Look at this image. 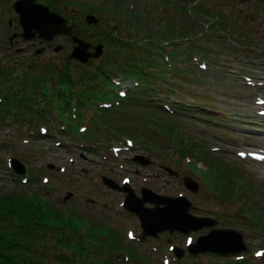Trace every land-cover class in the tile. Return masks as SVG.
<instances>
[{
  "label": "rangeland",
  "instance_id": "rangeland-1",
  "mask_svg": "<svg viewBox=\"0 0 264 264\" xmlns=\"http://www.w3.org/2000/svg\"><path fill=\"white\" fill-rule=\"evenodd\" d=\"M18 1L0 0L1 75L7 71L11 77L13 73L9 71L17 72L21 62H24L21 74L29 71L27 66L51 63L54 68L51 65L49 68L53 69L55 81L57 74L69 67L76 73L92 72L99 65L110 64L111 68L115 55L121 58L122 53L123 59L131 57L127 51H119L120 45L110 46L103 36H94L92 43L103 45L104 55L90 66L69 65L63 59L74 49L69 38H56L52 47L46 45L48 48L38 39L22 40L13 11V4ZM113 1L57 0L53 3L56 7L52 6L56 10L52 11H64L68 17L69 13L71 16L76 13L74 20L89 36L99 29L104 31L107 22L115 26L120 16L112 11ZM164 1L119 0L118 3L123 17V9H127L129 2L131 6L136 4L140 18L145 16L138 27L142 30L140 44L149 42L145 39L149 30L165 35L166 27L160 29L156 22L160 18L180 27L190 22L198 24L195 32L204 35L203 38L196 43L195 38L182 42V46H191L196 54L187 58L186 64L178 59L176 64L181 69L188 65L190 75L182 74L184 78H181L187 82L186 93L208 103L210 106L199 103L197 110L211 117L165 113L163 108L149 106L144 97L149 93L144 92V96L138 95L140 98L132 101L134 104L114 100L109 109L100 102L90 105L85 112L90 118L94 115V119L88 125L86 119L81 122L77 114L69 118L63 113L58 117L54 109L42 106L43 99L35 98L41 105L32 107L31 114L26 111L22 115L24 119L30 118L29 121L20 120L22 111L17 110L11 113L16 118L9 115L4 121L0 120V195L23 191V186L28 185L40 190V195L64 211L74 209L90 216L98 214L92 217L103 218L109 228L113 225L136 257L148 264H264V0ZM89 15L103 20V25L97 30L87 27L83 21ZM199 44L205 48L200 49ZM56 47L61 50L55 52ZM8 50L15 56L8 57ZM41 50L43 52L37 54ZM245 77L252 82H246ZM2 81L5 85L10 83ZM129 82H119L120 90L132 87ZM181 99L195 106L185 94ZM83 123L89 127L86 141L68 134L78 126L79 131ZM42 131L48 133L38 135ZM93 131L98 133V138L90 140L88 135ZM137 155L147 157L152 163L145 167L138 165L133 161ZM12 160L19 161L24 168L22 177L34 175L36 182L21 179L26 185L16 186ZM161 168L172 169L180 175L179 179L170 177ZM103 177L119 187L127 182L138 196L140 189L147 188L166 198L184 197L197 207L193 215L218 221L216 229L241 232L247 251L232 257L207 254L192 258L186 255L179 262L175 259L174 246L185 250L187 245L208 234L209 229L188 236L165 232L158 239L139 242L142 231L137 218L123 210L124 194L105 187ZM184 177L198 184L197 194L186 189ZM43 186L50 193L44 192ZM68 193L73 197L66 202ZM120 257L126 262V257ZM121 259L119 263L123 264Z\"/></svg>",
  "mask_w": 264,
  "mask_h": 264
},
{
  "label": "trees",
  "instance_id": "trees-1",
  "mask_svg": "<svg viewBox=\"0 0 264 264\" xmlns=\"http://www.w3.org/2000/svg\"><path fill=\"white\" fill-rule=\"evenodd\" d=\"M54 1L57 0H41V3L51 10H56ZM118 2L119 0H114L112 3V11L120 16L117 21L115 20V26H110L107 22V31H102L96 36H103L106 41L109 40L110 46L120 45L119 51H127L131 57L128 55L123 59L122 53L121 58L115 55L111 60V68L110 64L107 66L103 64L104 66L99 65L92 72L76 73L69 67L64 72L58 73L55 81H53V69L50 68L38 70L39 72L32 73L33 75L24 73L20 100L13 89H11V97H8L9 89L7 98L0 100V119L4 120L3 113L9 116L14 110L22 111L20 117L24 119L25 116L22 115L27 112L31 114L33 108L38 104L41 105L35 98H41L42 106L56 109L59 116L64 113L72 118L75 112L81 122H84L85 110L90 105L108 103L114 99L134 104L132 101L138 100L140 98L138 95L144 96V92L149 93L147 97L144 96L146 101H149L147 102L149 106L165 108L166 111L172 110L173 113L177 110L189 116L204 114L197 110L198 105L191 107L187 99H181L182 94H185L186 98L192 100L193 94L186 93L183 86L187 85V82H178L184 78L182 74L186 76L190 74L186 69L178 68L176 64L179 57L181 61H187L186 57L191 46H175V44H178V40L180 43L183 41L187 43L191 38L200 41V37H197L201 34L195 32L198 24L190 22V25L183 24V27H180L160 18L159 20L165 24H162V27H166V38L164 36L158 38L157 30H149L145 38L149 39V42L140 44L138 39L142 30L138 27L141 26L140 22L142 23L145 16L140 18L137 6H131L129 2L127 9H123L125 14L123 17ZM164 2L168 3L167 0ZM130 16L132 18L129 19ZM165 42L175 48L167 51L164 47ZM67 62L69 65L76 64L72 61ZM92 64L91 62L88 66ZM117 78L131 80L136 84L135 87L127 90L126 97L120 96ZM93 119L94 117L90 121ZM78 127L73 128L68 134L76 139L85 138L86 141L87 134L79 132ZM97 134L93 131V134L88 135V139L98 138ZM37 178L41 179L39 175ZM35 179L34 175H29L27 182L34 183ZM13 181L16 182L14 183L16 186L26 185L22 184L19 178H14ZM27 186H23L25 189L23 191L0 195V264H120V256L126 257V262L125 259H121L123 264L143 262L136 257L132 247L124 243L123 237L116 233L113 225L109 228L103 218L99 220L92 217L98 214L89 212L93 214L90 216L74 209L64 211L50 199L40 195V190ZM41 189L50 193L46 186ZM102 213L105 215L104 212ZM86 258H89L88 263ZM143 263L148 264L146 261Z\"/></svg>",
  "mask_w": 264,
  "mask_h": 264
},
{
  "label": "water",
  "instance_id": "water-1",
  "mask_svg": "<svg viewBox=\"0 0 264 264\" xmlns=\"http://www.w3.org/2000/svg\"><path fill=\"white\" fill-rule=\"evenodd\" d=\"M14 9L20 16L19 23L23 30L21 36L25 41L35 39L37 35L39 39L46 42H51L55 37L62 35L70 37L76 44L71 58L82 64H87L90 59L100 58L103 54L102 45L96 47L95 54H91L89 52L91 45L78 39L76 29L68 27L67 20L51 12L44 5L38 4L37 0H20L14 4ZM87 23L89 25H97L98 19L95 16H88ZM59 50L60 48H57L55 52ZM136 160L143 166L151 164V161L144 157H137ZM12 166H14L13 169L17 174H24V168L19 161L13 160ZM165 170L170 175L179 176L172 169L166 168ZM102 181L109 189L127 194L124 208L138 217L142 228V240H146L148 237L158 238L160 234L165 232L170 234L179 232L189 235L191 232L218 226V222L212 219L193 216L191 212L195 211L196 207L185 198H164L155 195L148 189H142V198H139L127 185L124 188H120L108 178H103ZM184 184L191 192L196 194L199 192L198 184L192 179L184 178ZM71 197L72 194H68L65 201H68ZM146 204L154 205V208H149ZM188 250L192 256L207 253L229 256L247 251L243 235L232 230H212L208 235L200 237ZM174 254L178 259H182L185 251L175 248Z\"/></svg>",
  "mask_w": 264,
  "mask_h": 264
},
{
  "label": "flooded vegetation",
  "instance_id": "flooded-vegetation-1",
  "mask_svg": "<svg viewBox=\"0 0 264 264\" xmlns=\"http://www.w3.org/2000/svg\"><path fill=\"white\" fill-rule=\"evenodd\" d=\"M84 36H85V35H84V32H82V30H81V31H80V37L83 38V39H85ZM39 43H40L41 45L44 44L42 41L39 42ZM54 44H55V41L52 42V43H50V44H45V46L47 45L48 47H50V46L52 47ZM47 46H46V47H47ZM48 47H47V48H48ZM91 51H92V52L94 51L93 48L91 49ZM7 56H8V57H11V56H15V54H14V52H13L12 50H8V52H7ZM8 57H7V58H8ZM1 64L5 65L4 62H2ZM7 64H8V63H7ZM16 66H17V64H16ZM38 66H42V67H43V66H49V65H38ZM21 69H22V62H21V68L18 69V70L16 69L17 72H16V71H11V72L9 71L10 74L13 73L12 76L10 75V76H11V77H10V83H13V82L15 83L16 80L13 81V78L16 77L17 75H18V76L21 75ZM4 74H5V75H1V74H0V82H1L0 89L5 87V83H4L2 80L4 79V81H7V79H6V77H7V71H4ZM4 77H5V78H4ZM19 98H20V97H19Z\"/></svg>",
  "mask_w": 264,
  "mask_h": 264
}]
</instances>
